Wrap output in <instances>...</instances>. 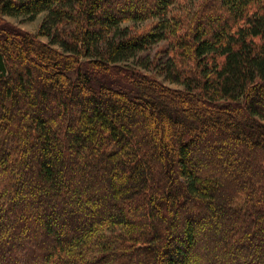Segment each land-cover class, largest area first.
Segmentation results:
<instances>
[{"label":"trees","instance_id":"trees-1","mask_svg":"<svg viewBox=\"0 0 264 264\" xmlns=\"http://www.w3.org/2000/svg\"><path fill=\"white\" fill-rule=\"evenodd\" d=\"M176 1L0 0V264H264V0Z\"/></svg>","mask_w":264,"mask_h":264},{"label":"rangeland","instance_id":"rangeland-1","mask_svg":"<svg viewBox=\"0 0 264 264\" xmlns=\"http://www.w3.org/2000/svg\"><path fill=\"white\" fill-rule=\"evenodd\" d=\"M200 0H177L170 9L181 18L180 25L186 24L194 15L196 6ZM44 13H40L35 16V18H27L24 16H4L7 21L10 23L24 29L26 31L36 33L38 26L42 21ZM149 21L142 22H132L128 21L123 23V25H128L132 29H143ZM43 40H47L46 37H41ZM170 45L167 40H162L158 43L152 44L147 49L139 52L134 57L128 59L127 61L122 62V65L130 66L137 70L142 71L144 74L153 75L163 85L170 88H181L182 86L176 82H173L167 76L160 72L164 69V65L167 64L170 53ZM185 65L188 64L187 61L184 62ZM182 66V65H181Z\"/></svg>","mask_w":264,"mask_h":264}]
</instances>
